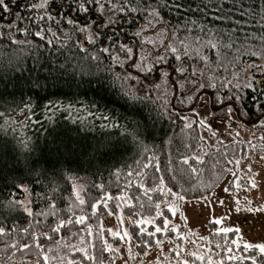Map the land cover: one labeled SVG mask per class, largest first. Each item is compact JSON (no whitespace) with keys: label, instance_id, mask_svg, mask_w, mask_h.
Segmentation results:
<instances>
[{"label":"trees","instance_id":"1","mask_svg":"<svg viewBox=\"0 0 264 264\" xmlns=\"http://www.w3.org/2000/svg\"><path fill=\"white\" fill-rule=\"evenodd\" d=\"M25 2L26 0H17L16 4L10 6L13 11L31 20L39 10L25 9L22 7ZM31 2L36 3L37 0ZM60 2L61 0H56L57 4ZM186 3H191V0H186ZM197 3H201V0H196V3L192 4L193 11ZM224 7L232 9L230 14L234 19H240V12L236 11V8L240 7L239 2L225 3ZM260 7L261 0H243V8L256 13V20H259ZM56 10L54 4L53 14ZM63 15L76 14L65 9ZM163 15L170 25L183 23V20H178L177 15L169 13L167 9L163 10ZM199 15L184 13L185 17L190 16L193 19ZM84 18V15L80 14L79 19L83 21ZM148 18L150 17L147 13L136 14L135 21L122 25L121 29L128 35L132 34L138 30V26L146 23ZM9 19L11 17L7 14H2L0 23ZM129 19L131 20V16ZM18 23L23 26L27 21L21 20ZM215 23L219 24L218 21ZM51 26L53 30H57L55 23ZM221 26L231 27L227 22ZM70 29L71 25L66 21L60 25L61 31ZM247 30L255 33L262 31L255 23ZM32 31H35V28ZM148 35H152L151 30H148ZM14 37L18 41L26 38L23 33H14ZM27 39L43 43L40 38L32 35H28ZM77 39L82 40V37L79 34L73 35L72 40L64 47L54 42L53 45L45 44L43 48L37 50L31 45L13 43L7 34L0 37V112L6 114L4 119H0V202L10 199V193L13 192L17 198L20 197V191L12 185L13 180L16 184L27 183L30 187H35L36 191H46L50 187L56 189L57 214L56 217L51 215L28 217L20 212H0V224L11 227L10 231L0 234V264H36L37 260L42 261L39 250L30 238L33 231L38 234L48 232L52 236L51 240L40 236V243L45 251L51 247L52 252L48 253L49 256L62 259L64 264H67L68 259L79 261L83 255L78 251L81 247H87L89 252L96 256V261H88L87 264H100V261L106 264L113 257L110 252L104 250L102 238L115 245L121 243V239L113 236L103 226V222L119 214L130 218L129 232L139 253L149 251L157 244V239L163 240L166 237L175 244H182L181 238L171 230L167 234L156 233L154 237H148L147 233H141L139 228L154 232L155 224H133L135 219L148 216L153 217L156 224H160L162 217L155 215L153 201L165 199L168 201L175 197L149 192L148 195L153 198V201H149L147 196L143 195V189L137 191L138 181L135 177L131 178L133 187L129 190L128 171L130 169L139 171L142 181L149 188H155L159 184L158 177L162 175L165 184L174 191L186 195V200H195L194 197L201 194L209 196L229 170L235 167V157L243 149V145L239 142L222 144L218 148L204 152L200 155L201 160L196 161L195 153L202 145L201 133L197 124L188 127L189 123L185 117L195 107L197 99L202 94H207L215 110L226 111V105H230L237 111L240 119L251 124L262 118L260 113L261 106L264 105V96H261L258 90L256 92L251 89L243 90V101H229L228 96L231 92L225 89L204 88L189 92L194 86L185 83L184 87H181L184 82L169 67L176 64L171 57H168V64H155L154 70L145 80L144 73L132 67L130 61H125L122 66L115 64L108 53L99 51V44L92 46L83 41L84 48H80L75 44ZM119 39L124 41L125 37L120 36ZM136 39L137 45L143 42L142 37ZM102 40L107 46L108 40L105 37H102ZM127 42L130 46L134 45L133 39ZM149 47L151 46L146 45V48ZM93 53L98 55V60L90 58ZM253 59L258 58L245 57L247 62ZM252 71L255 73V69ZM165 72L168 73L167 77L164 76ZM114 73L122 77L130 74V78L124 83L132 87L140 97H145L146 91L147 97L135 103L127 100L120 88V82L113 81ZM184 75L187 77L189 74ZM256 75L259 80V74ZM155 84H159L160 87L156 88ZM141 85L145 91H140ZM257 87L264 88V84ZM189 95L192 97L191 100L186 98ZM217 96L221 97L223 103L216 100ZM49 101L53 102L52 105ZM24 104H29L32 108L34 115L29 113L31 120L20 115L19 109ZM53 105L56 107L53 108ZM100 112L111 113L118 123L110 120L105 126V122L99 118ZM88 113H96V116ZM9 116L12 119L8 120ZM182 157H188L189 163L184 164ZM149 159L152 165L159 161L160 172H157L154 166L147 169L142 167ZM136 161L141 162V167H137ZM32 162H38V171H42V175L37 176L31 170ZM189 165L195 167L197 171L192 172ZM35 179H39L41 185L34 184ZM76 185L81 188V196L85 200V204L79 207L73 191V186L78 187ZM123 191L140 197L132 209L133 213L139 212L140 216L130 214L129 206L118 199ZM106 194H111L112 199ZM34 199L32 207L35 212L48 210L46 200ZM96 201L106 202L107 207L104 203L97 204L93 213L89 205ZM140 203H143V209L139 207ZM117 204L120 205L119 208ZM69 205L72 207L71 212L68 211ZM161 210L171 222L174 217L172 211L164 203H161ZM73 214L87 215L88 218L85 223L78 224ZM57 217L63 219L72 217L73 223L63 227L59 233H53L50 226L55 225ZM89 224L92 226V235L88 234ZM23 228H29V233L20 231ZM142 239H148L150 246L143 245ZM233 239H237L234 232L211 230L206 240L207 245L198 253L205 259L200 261L188 252L177 264H181L184 259L194 261V264H208L209 256L214 262L224 259V264H251L250 261L226 259L228 253L225 245L232 247L233 253H237V249L231 244ZM22 243H29L31 247L22 248L20 247ZM13 244L16 246L13 247ZM93 244L95 249L91 247ZM73 248L77 251H73ZM170 252L163 260L154 264H172L176 259L177 250L173 249ZM50 264H57V261L51 260Z\"/></svg>","mask_w":264,"mask_h":264},{"label":"snow or ice","instance_id":"2","mask_svg":"<svg viewBox=\"0 0 264 264\" xmlns=\"http://www.w3.org/2000/svg\"><path fill=\"white\" fill-rule=\"evenodd\" d=\"M236 2L240 3V7L236 8V11L240 12V19H234L230 13L232 9H225V3ZM17 0H0V18L2 14H7L11 19L4 23H0V37H4L6 34L13 43H23L25 45H31L34 49H41L45 44L53 45L55 42L60 47H64L68 41L72 40L73 35L79 34L81 39L75 40V44L84 48L83 41H87L89 45L96 46L100 45L99 51L102 53H108L113 63L123 65L125 61H130L131 66L136 68L139 72L144 73V79L147 80L149 74L154 70V65L157 63L168 64V57H171L176 61V64L169 65L174 72L179 75V78L184 83L181 87H184L185 83H190L194 87L189 89V92L197 91L204 88L212 89H225L231 92L228 96L229 101H243L244 96L242 91L245 89H251L253 92L257 90L261 96H264V88H259L258 85L264 84V0H261V7L259 13V20L255 19L256 13L250 11V9L243 8V0H201V3H197L195 10L192 9V4L196 3V0H191V3H186V0H61L59 4L56 0H37L36 3H32L31 0H26L22 5L25 9L31 8L33 10H39L35 16L29 20L28 17L22 16L20 13L13 11L10 5L16 4ZM56 5V11L53 14V5ZM75 12L76 15L66 16L63 15V11ZM167 9L169 13L177 15L178 20H183V23L172 24L165 19L163 10ZM147 13L150 17L146 20V23L138 26V30L132 32L131 36L126 31H121L122 25H128L135 21L136 14ZM185 12H191L193 16L199 13V17L193 19L192 17H185ZM80 14L84 15V20L79 19ZM131 16V20L129 17ZM247 17V18H245ZM59 18V19H58ZM27 21L23 26H20L19 21ZM71 25L69 31H61L60 25L62 23ZM208 21V23H205ZM219 22V24L215 22ZM228 23L231 27H222L221 25ZM55 23L56 29L53 30L51 26ZM258 24L262 30L259 33L249 32L247 29L252 27L253 24ZM35 28V31L32 29ZM148 30H151L152 35H148ZM111 32V34H109ZM14 33H23L25 39L18 41L14 37ZM28 35L40 38L43 43H36L27 39ZM120 36H124V41L119 39ZM102 37L108 40L107 46L104 45ZM135 37H142L143 42L138 45H131L127 42L129 39ZM152 37H155L154 39ZM146 45L151 47L146 48ZM138 49V50H137ZM87 50V49H85ZM245 57H256L251 62H247ZM92 60H98L99 57L93 53L90 57ZM252 69H255L253 73ZM111 71V69H109ZM220 70H223L222 72ZM184 73L189 75L186 77ZM259 74L260 79H257ZM168 73L165 72L164 76L167 77ZM229 76L231 79H229ZM130 78L129 76L122 77L119 74H113V81L120 82V88L124 92V96L127 100L133 103L142 100L147 97V92L144 86L141 85L140 91H145V97H140L133 91L132 87L127 86L124 81ZM139 80V77L136 78ZM154 83V82H153ZM165 83L167 81L165 80ZM156 88H159V84H155ZM191 100V95L186 97ZM255 100L256 98L253 97ZM218 102L223 103L220 96L216 97ZM184 101L182 100L181 103ZM53 102L49 101L52 105ZM56 105H53L55 108ZM71 107V105H69ZM227 112L229 115L233 112L230 105H226ZM262 110L260 115L264 117V105L261 106ZM51 111L52 109H48ZM195 111V109H192ZM20 115L26 119L31 120L29 113L32 112V108L29 104H24L19 109ZM95 117L96 113H88ZM243 113H241V116ZM6 114L0 112V119H4ZM50 118V117H49ZM99 118L105 122L107 126L108 121H116V118L111 113L105 114L104 112L99 113ZM8 120L12 117H7ZM239 119V117H237ZM234 122V121H232ZM264 124V120L260 121ZM199 123H206V119H202ZM191 127V124L188 125ZM211 128V125H208ZM213 135L216 133L213 132ZM138 138V133H136ZM27 147V145H25ZM184 164L189 163L188 157H182ZM196 161H200V156H195ZM137 167H141V162L136 161ZM231 163V161H230ZM237 166L239 161H235ZM149 166H154L157 172H160L159 161L152 165V161L149 159L147 163H144L142 167L147 169ZM192 172H196L197 169L189 165ZM249 171L251 165L247 166ZM30 168L37 176L42 175V171H38V162H32ZM230 171V170H229ZM128 177V189L133 187L132 179L137 178L138 187L137 191L143 189V195L147 196L149 201H153V198L148 195L149 192H159L165 195H171L176 200H185L186 195L179 191H174L172 187H168L165 184L163 176H159V184L155 188H149L141 179V173L137 170L130 169L127 173ZM33 183L37 186L41 185L39 179L33 180ZM236 188L240 187L239 176L233 173V181ZM12 185L15 189L20 191V197L17 198L15 193H10V199L0 202V212H20L26 214L28 217L35 215L47 216L51 215L56 217V200L55 192L56 189L48 188L46 191H36L35 187H30L29 184L21 182L16 184L13 180ZM248 185L251 188H257L258 184L254 177H249ZM75 192V199L78 201V207L85 204V200L82 198L79 191ZM225 192H228V187H225ZM109 199H112L111 194H106ZM46 200L48 203L47 211L35 212L32 205L35 203V199ZM118 199L123 200L125 204L129 206L130 214L140 216L139 212L133 213L132 209L136 206V202L140 200L139 196H133L129 194V191H123ZM194 199L197 201L207 197L203 194L195 196ZM104 203L107 207V203L103 201H96L89 205L93 213L97 208V204ZM155 208V215L162 217V222L156 224L153 217H143L135 219L134 225L144 224H155V231H149L143 227L139 228L141 233L146 232L148 237H154L156 233L169 232L167 227L171 222L168 217L164 215L161 210V203H164L173 214L176 212V207L173 204L168 203L165 200L153 201ZM219 203L223 204L224 201L220 200ZM239 199H236V211H240ZM251 203V201H248ZM118 208L119 204L116 205ZM139 207L143 209V203L139 204ZM248 211H255L254 207H249ZM68 211H72L71 205L68 207ZM75 216V214H73ZM184 220L187 216L181 213ZM87 215L75 216V222L83 224L87 220ZM221 219H215V223H220ZM73 218L68 217L67 219L58 218L54 226H50V230L53 233H59L66 225H71ZM121 223L123 220L121 219ZM31 227V225L29 226ZM91 225H87L88 234L92 235ZM11 227H6L0 224V234H5L10 231ZM24 233H29V228L20 229ZM113 236L124 239L128 237V241H131V235L127 229L123 230V235L119 231H113L108 229ZM172 232H176L178 236L183 235L179 232V226L172 224ZM219 232L229 233L234 232L238 237L233 239L231 244L237 249V253H233L232 247L225 245V250L228 253L226 259L228 261H250L251 264H264V242L252 243L243 239L241 229L236 228H220L217 229ZM40 236L47 237L49 240L52 236L48 232L37 233L35 231L30 233V238L35 244V247L39 250V254L42 256V261L37 260L36 264H50L51 260H56L57 264H64V261L56 256H49L48 253L52 252V248L48 247L47 251L44 250V246L40 243ZM201 239H205L201 237ZM104 250L108 252L118 251L114 249L106 239H103ZM141 243L145 246H150L148 239H142ZM157 244L162 245L160 239L156 240ZM16 245L13 244V247ZM22 248H29V243L20 244ZM95 249V245H91ZM178 247V245H177ZM219 247V245H217ZM73 251L77 249L73 248ZM79 253H82L80 260L68 259L67 264H87L88 261H96V256L89 252L87 247H81L78 249ZM129 254H131V247L128 248ZM247 252V255H243ZM179 255V252H177ZM192 257H196L198 260L203 261L205 257L199 255L196 252H191ZM208 264H224V259L213 261L211 256L208 258ZM100 264H104V261H100ZM181 264H194V261L184 259Z\"/></svg>","mask_w":264,"mask_h":264},{"label":"rangeland","instance_id":"3","mask_svg":"<svg viewBox=\"0 0 264 264\" xmlns=\"http://www.w3.org/2000/svg\"><path fill=\"white\" fill-rule=\"evenodd\" d=\"M193 109L195 111L189 112L185 120L189 124H197L201 133L202 145L195 155L200 156L222 144L239 142L243 145V149L235 157V161H239V165L237 166L235 163V167L231 168L216 190L206 196L207 200L185 199L178 202L172 197L168 200V203L176 207V212L167 227L171 230L172 224L179 226V232L183 235L178 236L176 232L174 233L181 238L182 244H175L166 237L161 240L162 245L156 244L149 251L139 253L135 249L132 237L130 242L128 237L120 238L121 243L111 244L114 249L119 250L110 252L113 259L106 264H154L163 260L173 249L179 252V255L176 253V259L172 262V264H177L181 258L186 257L188 252L200 253L199 250L207 245L206 240L211 230L217 231L224 227L233 229L239 227L244 240L252 243L264 242V124L260 122L264 120V117L253 124L240 118L237 119L239 116L234 108H232L231 115L227 110H215L207 94H202L197 99ZM202 119H206V123H199ZM209 124L211 128L208 127ZM213 132L216 134L213 135ZM248 165H251L250 171ZM233 173L239 176V188H236L235 183H232ZM250 176L256 179L257 188H251L248 185ZM76 186H78L75 188L76 191L81 194V188L79 185ZM225 187H228V192L224 191ZM237 198L240 202L239 212L236 211ZM220 200H223L224 203H219ZM249 207H254L256 210L248 211ZM181 213L187 216L186 220L182 218ZM218 218L221 219V222L215 223V219ZM121 219L123 223H121ZM130 223L129 217L119 214L106 219L103 226L113 231H119L122 236L124 229L129 232ZM201 237L205 239H201ZM129 246L131 254L128 251Z\"/></svg>","mask_w":264,"mask_h":264},{"label":"flooded vegetation","instance_id":"4","mask_svg":"<svg viewBox=\"0 0 264 264\" xmlns=\"http://www.w3.org/2000/svg\"><path fill=\"white\" fill-rule=\"evenodd\" d=\"M128 29V28H127ZM130 29H132V28H130ZM121 31H124V29H121ZM133 31V30H132ZM111 33V32H110ZM129 36H131V33H129ZM122 37V36H121ZM130 40V39H129ZM134 40V45H137V39H136V37H135V39H133Z\"/></svg>","mask_w":264,"mask_h":264}]
</instances>
